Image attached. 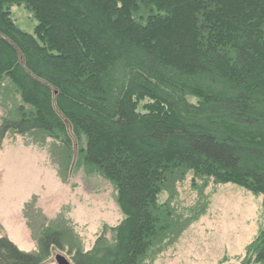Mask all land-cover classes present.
<instances>
[{
	"label": "trees",
	"instance_id": "obj_1",
	"mask_svg": "<svg viewBox=\"0 0 264 264\" xmlns=\"http://www.w3.org/2000/svg\"><path fill=\"white\" fill-rule=\"evenodd\" d=\"M64 1L73 16L57 11L61 36L44 0H0V95H18L0 140H50L62 173L73 160L109 182L122 219L86 251L65 221L34 232L32 252L0 237V264H43L52 248L72 264H142L206 209L205 201L178 202L187 176L202 196L210 182L260 195L264 213V65L256 63L264 62V0H191L177 9L175 0ZM85 1L94 5L80 11ZM20 4L35 21L32 34L10 19ZM177 11L196 34L173 18ZM176 29L189 31L192 57L191 48L179 50L180 60L158 51ZM143 100L145 111H136ZM240 264H264V230Z\"/></svg>",
	"mask_w": 264,
	"mask_h": 264
},
{
	"label": "rangeland",
	"instance_id": "obj_2",
	"mask_svg": "<svg viewBox=\"0 0 264 264\" xmlns=\"http://www.w3.org/2000/svg\"><path fill=\"white\" fill-rule=\"evenodd\" d=\"M228 1L236 3L238 0ZM62 2L65 1L44 0L51 16L49 22L61 30V36H64L62 29L65 21L57 11L63 10L64 17H69L72 12ZM189 2L191 0H185V3L175 0L173 7L177 9V6ZM93 5V1L78 4L80 11ZM9 11L15 25L24 33L32 34L35 21L31 13L22 4L11 5ZM184 14L174 12L173 18L179 23L188 24L191 35L196 34L190 28L193 22ZM176 30L178 34H170L169 37L163 33L168 41L163 39L158 51H163L168 58L180 60L182 55L179 50L184 48L190 52L191 48L192 57L196 44L189 41V31L186 30V34L185 31ZM195 30L198 31L199 27L196 26ZM121 37L125 38L123 35ZM256 63L264 65L261 60ZM6 92L0 95V123L11 98L18 97L13 93V88ZM146 103L147 100L138 102L136 111H145L143 105ZM22 106L28 108L26 104ZM98 136L95 132V138ZM32 138L6 133L0 140V237L30 252L35 250L34 232L46 226L53 227L55 222L60 224V221H65L78 236L82 250L92 246L104 226L107 229L106 236L111 238L113 233L109 227L115 226L122 215L109 182L93 174L86 175L83 169H76L73 160L67 172L62 173V168L58 170V158L51 156L52 151L58 153L50 146L51 141L46 140L40 146ZM169 146L180 147L177 143ZM189 182L190 176H187L177 186L178 202L183 206H191L197 205V202L202 205L205 201L206 209L197 219L190 221L174 241L163 247L161 252L150 254L151 257L142 264H240L246 256V247L264 230L260 195H253L232 184L216 185L210 182L202 196L190 189ZM56 253L70 258L65 251L52 248L43 264H56L53 260Z\"/></svg>",
	"mask_w": 264,
	"mask_h": 264
},
{
	"label": "water",
	"instance_id": "obj_3",
	"mask_svg": "<svg viewBox=\"0 0 264 264\" xmlns=\"http://www.w3.org/2000/svg\"><path fill=\"white\" fill-rule=\"evenodd\" d=\"M55 262L56 264H70L64 257L60 255L55 256Z\"/></svg>",
	"mask_w": 264,
	"mask_h": 264
}]
</instances>
